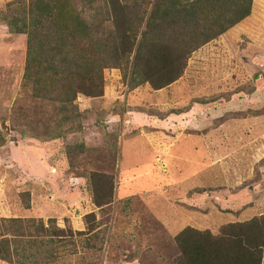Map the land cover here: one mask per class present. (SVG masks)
I'll list each match as a JSON object with an SVG mask.
<instances>
[{
  "label": "rangeland",
  "instance_id": "374dc122",
  "mask_svg": "<svg viewBox=\"0 0 264 264\" xmlns=\"http://www.w3.org/2000/svg\"><path fill=\"white\" fill-rule=\"evenodd\" d=\"M16 1L0 0V218L72 232L52 258L50 234L24 226L32 235L22 243L43 244H19L23 252L10 240L11 258L173 264L183 227L217 234L264 214V0H252L248 16L193 51L161 89L133 88L120 69H105L102 94H78L62 128L56 104L33 95L23 76L26 35L1 20ZM92 172L113 176L110 203L94 202L104 200ZM153 174L167 176L165 185H150Z\"/></svg>",
  "mask_w": 264,
  "mask_h": 264
},
{
  "label": "trees",
  "instance_id": "16d2710c",
  "mask_svg": "<svg viewBox=\"0 0 264 264\" xmlns=\"http://www.w3.org/2000/svg\"><path fill=\"white\" fill-rule=\"evenodd\" d=\"M7 5L12 8L2 13V22L10 31L26 35L23 76L31 82L33 95L56 104L62 115L57 125L62 128L61 121L72 115L78 94H102L105 69H120L133 88L161 89L179 77L193 51L248 16L252 0H18ZM90 175L104 200L96 197L94 202L98 206L110 203L113 176ZM108 177L111 180L102 181ZM30 221L0 218V259L28 264L35 258V252L26 253L23 260L9 253L10 240L18 242L15 251L22 249L19 244H43L44 240L35 238L22 243L24 236L32 235L25 234L24 226L27 232L37 229L50 234L49 255L58 257V243L67 240L72 229L45 228L41 222ZM174 241L180 254L173 264H261L264 214L224 224L217 234L188 225ZM32 264L47 263L35 260Z\"/></svg>",
  "mask_w": 264,
  "mask_h": 264
},
{
  "label": "crops",
  "instance_id": "0c3cea01",
  "mask_svg": "<svg viewBox=\"0 0 264 264\" xmlns=\"http://www.w3.org/2000/svg\"><path fill=\"white\" fill-rule=\"evenodd\" d=\"M185 141H186V143L187 144H182V145H185V146H183V147H188L189 145H188V143H189V141H187L186 139H185ZM183 143H185V142H183ZM191 147V146H190ZM189 147V148H190ZM147 170V172L149 171L150 172V169H146ZM154 176V174L149 178V179H147V182L150 184V185H165V183L167 182V176H165V178H166V180H159V178H162V177H164V176H157V177H155V179H153L152 177ZM141 178H143V180H145V177L143 176V177H141ZM156 180H158V181H156ZM124 189H126L125 187H124Z\"/></svg>",
  "mask_w": 264,
  "mask_h": 264
}]
</instances>
